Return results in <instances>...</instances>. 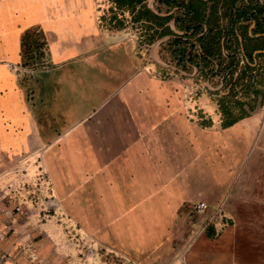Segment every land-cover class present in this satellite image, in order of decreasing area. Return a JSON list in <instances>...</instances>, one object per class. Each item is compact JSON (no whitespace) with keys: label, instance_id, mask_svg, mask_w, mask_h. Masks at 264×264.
Listing matches in <instances>:
<instances>
[{"label":"crops","instance_id":"0c3cea01","mask_svg":"<svg viewBox=\"0 0 264 264\" xmlns=\"http://www.w3.org/2000/svg\"><path fill=\"white\" fill-rule=\"evenodd\" d=\"M132 15L111 0H0V180L20 166L86 174L135 235L110 247L137 264H264V109L224 128L223 79L192 49L178 64L175 19L161 36ZM30 30L46 44L25 60ZM197 204L220 221L201 223Z\"/></svg>","mask_w":264,"mask_h":264},{"label":"rangeland","instance_id":"374dc122","mask_svg":"<svg viewBox=\"0 0 264 264\" xmlns=\"http://www.w3.org/2000/svg\"><path fill=\"white\" fill-rule=\"evenodd\" d=\"M260 121L262 140L264 117ZM42 172L11 167L0 180V264H33L30 247L48 264H137L110 247L135 235L117 227L118 214L107 211L106 198L90 188L86 174L75 173L71 181L60 171L54 179ZM207 218L197 214L201 223Z\"/></svg>","mask_w":264,"mask_h":264},{"label":"trees","instance_id":"16d2710c","mask_svg":"<svg viewBox=\"0 0 264 264\" xmlns=\"http://www.w3.org/2000/svg\"><path fill=\"white\" fill-rule=\"evenodd\" d=\"M148 1L111 0L116 8L131 15L138 8L132 22L153 23L161 36L171 33L168 23L175 19L176 28L185 35L169 43L178 64L185 65V56L192 49L189 63L202 67L203 77L223 79L224 94L218 104L224 128L249 117L263 105L264 0H155L160 5L159 13L165 11L166 16L155 14ZM110 20L113 28L121 27L125 21L117 16ZM40 37L32 30L24 34L25 60L34 59V52L37 54L46 44ZM194 38L199 52H195ZM207 230L213 236L212 228Z\"/></svg>","mask_w":264,"mask_h":264},{"label":"built area","instance_id":"2783aa9c","mask_svg":"<svg viewBox=\"0 0 264 264\" xmlns=\"http://www.w3.org/2000/svg\"><path fill=\"white\" fill-rule=\"evenodd\" d=\"M207 206L205 204H197L195 205L194 207H192V212H197L199 214L201 213H205L207 212ZM220 211L217 210L215 211L213 214H212V220L211 221H215V222H218L220 221ZM30 261L33 263V264H48L47 262L44 263V261H40L39 260V256H38V252L34 249V247H30ZM2 257V259L4 258V256H0V258Z\"/></svg>","mask_w":264,"mask_h":264}]
</instances>
